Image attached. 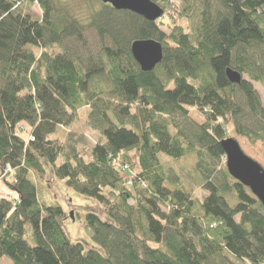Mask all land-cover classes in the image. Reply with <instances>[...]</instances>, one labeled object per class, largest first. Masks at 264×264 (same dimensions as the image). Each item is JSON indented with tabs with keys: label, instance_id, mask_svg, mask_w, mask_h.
<instances>
[{
	"label": "trees",
	"instance_id": "16d2710c",
	"mask_svg": "<svg viewBox=\"0 0 264 264\" xmlns=\"http://www.w3.org/2000/svg\"><path fill=\"white\" fill-rule=\"evenodd\" d=\"M151 1L155 22L99 0H0V261L264 264V207L221 146L232 123L264 147V0ZM140 40L163 47L153 71ZM48 175L102 206L85 217L94 247L72 242Z\"/></svg>",
	"mask_w": 264,
	"mask_h": 264
},
{
	"label": "rangeland",
	"instance_id": "374dc122",
	"mask_svg": "<svg viewBox=\"0 0 264 264\" xmlns=\"http://www.w3.org/2000/svg\"><path fill=\"white\" fill-rule=\"evenodd\" d=\"M174 1L177 2L178 0H173V2ZM39 10L40 9H37L36 13ZM165 20L166 19H164V21ZM254 87L259 92L262 102L264 104V86L261 85L260 83L255 82ZM88 113H89L88 109L81 110V112L79 113V119L73 125V129L75 131L83 132L84 134H86L88 138V145L92 147L96 145L100 140H102V138L100 134L94 132L87 126ZM191 113L197 119L201 120L200 115L196 113L194 110H191ZM68 130H71V128H69ZM228 135L229 138H234L235 140H237L243 152L251 159L255 160L264 169V147L262 143L260 142L252 143L247 138L239 136L236 133V130L233 127L232 123H230L228 126ZM60 136L63 137V135ZM162 162L165 164L166 163L172 164V161L168 158H163ZM181 167L187 168V163L183 162L181 164ZM1 178L2 177H0V179ZM47 179L50 182L52 196L56 197L58 202L62 205V207L66 211L67 219L65 222V228L72 242L81 243L86 249H90L94 247L92 241V231L90 228H88L85 217L88 213H95L100 215L104 219L105 215L103 214L102 206L98 202L83 197L77 194L75 191L67 188L64 182L54 179L52 175H48ZM2 180H0V197L3 196L10 197L11 193L8 191L6 186L2 184ZM196 195L199 198H202L204 193H202L200 190H197ZM71 212H73L74 221L70 217ZM0 264H12V263L7 258H3L0 261Z\"/></svg>",
	"mask_w": 264,
	"mask_h": 264
},
{
	"label": "water",
	"instance_id": "95a60500",
	"mask_svg": "<svg viewBox=\"0 0 264 264\" xmlns=\"http://www.w3.org/2000/svg\"><path fill=\"white\" fill-rule=\"evenodd\" d=\"M117 10H125L155 22L164 16V10L151 0H99ZM132 54L142 71H153L163 60V47L153 40H140L132 44ZM228 78L234 84H240L242 76L233 71L227 72ZM226 154V166L230 175L260 200L264 207V169L247 156L240 144L234 138H227L221 142ZM74 221L73 212L70 213Z\"/></svg>",
	"mask_w": 264,
	"mask_h": 264
},
{
	"label": "crops",
	"instance_id": "0c3cea01",
	"mask_svg": "<svg viewBox=\"0 0 264 264\" xmlns=\"http://www.w3.org/2000/svg\"><path fill=\"white\" fill-rule=\"evenodd\" d=\"M37 9H39V8H38V7H35V8L33 9V15L39 18V17H41V13H40L41 11L39 10V11L36 13ZM35 13H36V14H35Z\"/></svg>",
	"mask_w": 264,
	"mask_h": 264
},
{
	"label": "built area",
	"instance_id": "2783aa9c",
	"mask_svg": "<svg viewBox=\"0 0 264 264\" xmlns=\"http://www.w3.org/2000/svg\"><path fill=\"white\" fill-rule=\"evenodd\" d=\"M10 171H11V170L8 168V169H7V173L10 172Z\"/></svg>",
	"mask_w": 264,
	"mask_h": 264
},
{
	"label": "bare ground",
	"instance_id": "6f19581e",
	"mask_svg": "<svg viewBox=\"0 0 264 264\" xmlns=\"http://www.w3.org/2000/svg\"><path fill=\"white\" fill-rule=\"evenodd\" d=\"M161 5V4H160Z\"/></svg>",
	"mask_w": 264,
	"mask_h": 264
}]
</instances>
